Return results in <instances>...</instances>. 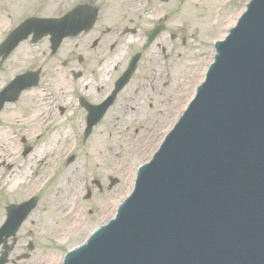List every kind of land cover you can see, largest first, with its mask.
Instances as JSON below:
<instances>
[{
  "label": "water",
  "instance_id": "1",
  "mask_svg": "<svg viewBox=\"0 0 264 264\" xmlns=\"http://www.w3.org/2000/svg\"><path fill=\"white\" fill-rule=\"evenodd\" d=\"M217 48L134 193L64 264H264V0Z\"/></svg>",
  "mask_w": 264,
  "mask_h": 264
},
{
  "label": "rangeland",
  "instance_id": "2",
  "mask_svg": "<svg viewBox=\"0 0 264 264\" xmlns=\"http://www.w3.org/2000/svg\"><path fill=\"white\" fill-rule=\"evenodd\" d=\"M76 1L0 0V40L6 37L8 32L26 17L38 14L50 16L64 10ZM88 1L98 2L101 0ZM126 1H119L118 5ZM247 1L154 0L152 2L153 7L147 11L149 23L152 22L154 16L159 15L164 10L170 16L164 23L169 32H173L172 37L170 33L164 32V35L158 38L159 43L162 42L161 47H151L145 53L133 79L109 109L106 117L107 124L104 127H97L84 145V137L81 138L80 143L76 142L77 148L81 152L74 148L75 140L69 128L76 129V126L71 123L62 124L65 126L63 128L65 130L60 129L61 139L48 151L44 161L49 163L56 161L55 167L57 169L54 170L53 181L63 172L68 174L74 172L76 178L69 182L61 180L65 189L62 193L63 196L59 197L58 200L54 198L57 180L42 186L43 192H39L40 189H35L36 191L31 196L37 194L39 197L38 205L19 229L16 247L8 264H56V262L59 264L67 250L83 242L97 226V222L113 215L117 203L125 197V192L129 191L131 179L138 165L151 157L169 127L172 126L174 117L176 118V115L184 110L189 98L194 95L196 85L202 81L213 58L214 42L227 34L244 10ZM134 11L136 9L132 10V12ZM146 19L147 17H144L139 21ZM140 24L143 23L140 22ZM109 44L110 39L104 36L95 52H91L90 56L84 59L83 66L77 62H73L69 66L73 69L79 66V70L84 67L86 69L95 68L98 65L97 60H100L101 55L106 51L105 47L102 46ZM132 45L133 42H128L127 46L124 42L117 48L116 54L108 55V57L124 55L117 69L123 65ZM24 46L25 44L16 51L15 56L10 61L14 68L20 64L16 58L19 57L21 58V65L11 72H1V83L10 80L11 77L13 78V74L16 72L36 69L39 64L45 63L43 79L45 85H51L54 71L49 65L54 60L49 59L48 54L40 57L41 50L47 45H41V50H35L36 52H33L31 57L22 58L20 53L25 52ZM108 48L110 47L108 46ZM62 54L64 52L60 53V55ZM59 59H62V56H59ZM108 67L112 74L113 66ZM109 85L110 82L106 89ZM99 88L101 92H104L102 85ZM180 88L181 91H179ZM53 92L54 97H60L59 91L54 89ZM92 95L93 98H96L99 93L93 91ZM132 97L133 102L131 101ZM174 106L176 108L173 110ZM68 110L72 111L71 108ZM7 111L4 112V117ZM172 111H174L173 115H171ZM56 112L57 115L61 113L60 109H57ZM75 115L73 112V117ZM12 125L18 128L16 124L13 123ZM31 126L32 123L27 119L25 127L30 129ZM41 126L39 127L41 134L34 139L29 138V142L26 141L25 143L26 148L30 147L28 146L30 143L34 147L33 151L40 148L44 149V146H47L45 145L47 144L46 140L51 137V131L56 125L45 123ZM80 126L77 125L78 128ZM66 135L69 136L67 140H65ZM69 144L71 148L66 151ZM29 155L25 157V163L23 161L21 167H18L22 162L18 158L16 164L7 172L8 175L11 174L9 178H12V173L15 171L14 176H18L22 180L15 188L10 190L12 181L7 179V174L5 177H1L0 185L5 188L9 198L4 200L5 202H1V206L19 203V200L24 198L26 190L32 188L35 178L42 172L41 169L45 167L44 163H35L32 168H28ZM71 157L74 158L68 163V166L64 162L58 168L64 160ZM73 167L75 171H73ZM26 168L27 170H24ZM5 169L6 166L0 167V174ZM109 177L118 178V183L112 186ZM94 180H99L102 188H99ZM88 189L93 192L89 199L85 198ZM0 197L6 198V195L0 194ZM70 197L74 198L72 202L75 203L78 210H81L82 219L76 228L72 227L71 236L67 238L64 236L68 226L65 205L69 203ZM6 208L0 207V211L6 213ZM4 218L0 214V224ZM11 241L13 242L12 239ZM30 242H33L35 246L32 251H29V258L20 260L15 257L19 254L20 249L25 248L27 250ZM51 258H53L52 262H48L47 260ZM12 259L15 261H11Z\"/></svg>",
  "mask_w": 264,
  "mask_h": 264
},
{
  "label": "bare ground",
  "instance_id": "3",
  "mask_svg": "<svg viewBox=\"0 0 264 264\" xmlns=\"http://www.w3.org/2000/svg\"><path fill=\"white\" fill-rule=\"evenodd\" d=\"M64 75L65 74L61 73L60 79L55 81L54 85L58 84L59 88H61V87L63 88V86L66 85V83L68 81L65 78ZM43 110H44V108H40V109L35 108L34 110H32V111L38 112L39 116L37 118H36V116L32 117L31 122H32V124H34V126H32L30 128V132L38 134V127H39V124H41V123H39V117H41V116H45L46 117L47 110L45 109L46 112H44ZM58 138L59 137H57L55 134H53L51 136V138L46 140L47 144H45V145H47V146L46 147L44 146V149H41V148L40 149H36L30 155V157H29L30 158V163H29V166H27L28 168H32L35 163H40V164L44 163L45 167L41 170L42 172H40L38 177L35 178V181L33 183L32 188L26 190L27 196L30 193H33L35 191V189L40 188L45 183V181L50 177L51 171L53 169V165H54V163L56 161H54L53 163H49L47 161H44L45 160V155H47L48 151L52 148V146H54V145H56V143H58ZM68 146L70 147V144ZM0 160H2L1 157H0ZM7 160L8 161L14 160V157H8ZM73 171H75L74 167H73ZM14 173H15V171H13V173H12L13 174L12 178H9L11 174L7 176V179L9 178L12 181V184H11L12 188H15L18 183L22 182V180L19 179L18 176L17 177L14 176ZM62 177H63V179H61V177H59L58 180H57L58 183L56 182L57 183L56 190L54 191L55 192L54 193V198L56 200H58L59 197H62L63 196L62 193H64L63 190L65 189V185L63 183H61V180L63 182H69V181L73 180L74 178H76V174L74 172H72L71 174H68L67 172H65L62 175ZM131 188H132V186H131ZM72 199H74V198L70 197L69 198V203H66V205H65V212L67 214V221H68V226L66 228L67 233H72L71 232L72 231V227L76 228V225L78 226V222L82 219L81 218V210H78L75 207V203L72 202L73 201ZM121 201L122 200L120 199L119 202H121ZM105 220L106 219L100 220L99 222H97L96 225L103 223ZM53 258H51V259H49L47 261L48 262H52ZM56 264H58V263L56 262Z\"/></svg>",
  "mask_w": 264,
  "mask_h": 264
},
{
  "label": "flooded vegetation",
  "instance_id": "4",
  "mask_svg": "<svg viewBox=\"0 0 264 264\" xmlns=\"http://www.w3.org/2000/svg\"><path fill=\"white\" fill-rule=\"evenodd\" d=\"M46 39H48V38H46ZM48 41H49V39H48ZM70 41H71V39L70 38H67V39H65L64 41H63V43L61 44V46L59 47V49H58V51H59V54L61 53V52H64V54H62L61 56L63 57V56H65V58L68 60V62H71V64H73V62H77L78 64H79V62H78V55H77V51L75 50V48L74 47H72V46H70ZM25 50L26 51H30V48H25ZM13 56V55H12ZM12 56L9 58H7L5 61H4V64H3V66H2V68L0 69V71H3L4 70V68H5V66L7 65V62H8V70H10V71H13V69H15V68H17V67H19L20 65H21V58H19V57H16L18 60H19V62H20V64L19 65H16L14 68H13V64L10 62L11 60L10 59H12ZM74 60V61H73ZM58 62V60H54V61H52V63L49 65L50 67L52 66V68H53V70H55L56 72H58V73H64V71H65V69H63V67H62V65H60L59 63H57ZM44 66H45V63H42L41 65L39 64V67H38V69L40 70V72L42 71V72H44L45 73V68H44ZM76 69H78L79 70V66H77L76 67ZM72 71L73 70H75V69H71ZM81 77H84V76H86L87 74H88V72H87V70H86V68L84 67V68H82L81 70ZM107 74L106 73H103L102 74V76H101V78L100 79H98V76H97V78L96 77H94V75H93V78L92 79H89L88 81L89 82H87L86 83V85H85V87H84V92L86 93V94H89V95H91L92 96V98H93V91H96V92H98L99 93V95H98V97H96V98H94V100H98V99H100L104 94L105 95H107V91H108V89L110 88V85H109V87L106 89V87L108 86V84L109 83H107L106 82V78H107ZM104 78V83H101L100 82V80L102 81V79ZM106 79V80H105ZM102 85V87H103V90H104V92H101V90H100V86ZM124 92V91H123ZM122 92V93H123ZM121 93V94H122ZM121 94L119 95V96H121ZM4 112V111H3ZM3 112L1 113V116H0V121H2V114H3ZM3 119H5V120H9V121H13L14 120V118L13 117H10V116H6V117H3Z\"/></svg>",
  "mask_w": 264,
  "mask_h": 264
}]
</instances>
